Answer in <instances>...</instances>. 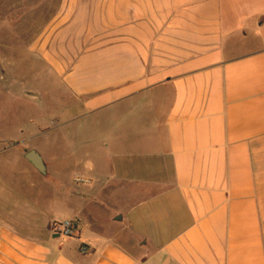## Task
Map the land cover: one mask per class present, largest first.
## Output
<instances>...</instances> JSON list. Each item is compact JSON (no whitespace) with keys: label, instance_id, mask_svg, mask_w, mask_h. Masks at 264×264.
Listing matches in <instances>:
<instances>
[{"label":"crops","instance_id":"obj_1","mask_svg":"<svg viewBox=\"0 0 264 264\" xmlns=\"http://www.w3.org/2000/svg\"><path fill=\"white\" fill-rule=\"evenodd\" d=\"M28 49L81 51L92 139L44 206L0 176V264H264V0H58Z\"/></svg>","mask_w":264,"mask_h":264},{"label":"rangeland","instance_id":"obj_2","mask_svg":"<svg viewBox=\"0 0 264 264\" xmlns=\"http://www.w3.org/2000/svg\"><path fill=\"white\" fill-rule=\"evenodd\" d=\"M57 1L0 0V176L9 179L15 172L16 180L26 186L24 193L36 194L40 206L45 203L38 196L51 189L54 179H67L75 171L70 147L74 149L81 137L87 138L84 144L92 139L90 130L83 133L76 121L64 123L77 112L65 72L81 51L28 49ZM31 149L50 167L45 174L31 171L24 158Z\"/></svg>","mask_w":264,"mask_h":264},{"label":"built area","instance_id":"obj_3","mask_svg":"<svg viewBox=\"0 0 264 264\" xmlns=\"http://www.w3.org/2000/svg\"><path fill=\"white\" fill-rule=\"evenodd\" d=\"M75 181L87 182L88 180L85 179L82 175H77L75 177ZM51 229L53 233H56L63 238H76L78 234L77 226L70 219L53 220L51 223ZM81 250L85 252L86 248L82 247Z\"/></svg>","mask_w":264,"mask_h":264},{"label":"water","instance_id":"obj_4","mask_svg":"<svg viewBox=\"0 0 264 264\" xmlns=\"http://www.w3.org/2000/svg\"><path fill=\"white\" fill-rule=\"evenodd\" d=\"M24 157L40 174L46 173V165L44 160L36 150L31 149L26 151Z\"/></svg>","mask_w":264,"mask_h":264}]
</instances>
